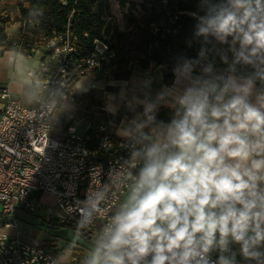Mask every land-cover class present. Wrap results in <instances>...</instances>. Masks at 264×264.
Returning a JSON list of instances; mask_svg holds the SVG:
<instances>
[{
    "label": "clouds",
    "instance_id": "clouds-1",
    "mask_svg": "<svg viewBox=\"0 0 264 264\" xmlns=\"http://www.w3.org/2000/svg\"><path fill=\"white\" fill-rule=\"evenodd\" d=\"M187 15L194 55L172 58L170 80L153 62L104 92L124 155L66 205L77 239L103 220L81 264H264V0H197Z\"/></svg>",
    "mask_w": 264,
    "mask_h": 264
},
{
    "label": "built area",
    "instance_id": "built-area-1",
    "mask_svg": "<svg viewBox=\"0 0 264 264\" xmlns=\"http://www.w3.org/2000/svg\"><path fill=\"white\" fill-rule=\"evenodd\" d=\"M38 43L31 49L42 52L37 67L29 73L32 105H24L5 87L0 92L5 100L0 114V264H49L46 258L57 256L56 251L20 230L16 209L45 210L48 221L35 223L39 226L49 221L76 225L78 215L65 209L75 199H84L89 169L101 165L106 170L124 155L108 122L97 119L102 106L83 101L73 91L74 83L89 72L109 75L116 51L99 39L87 45L69 25ZM72 103L75 110L62 129L63 136H53L55 111L67 105V113ZM84 121L89 125L79 130L77 125ZM104 137L113 142L105 148L101 147ZM96 171L99 175L100 169ZM43 195L51 198L50 205ZM118 202L113 200L112 206ZM102 223L98 219L87 230L95 234Z\"/></svg>",
    "mask_w": 264,
    "mask_h": 264
},
{
    "label": "trees",
    "instance_id": "trees-1",
    "mask_svg": "<svg viewBox=\"0 0 264 264\" xmlns=\"http://www.w3.org/2000/svg\"><path fill=\"white\" fill-rule=\"evenodd\" d=\"M97 1L23 0L27 7L23 3L18 4L22 21L19 44L25 51L32 52V48L39 46L38 40L61 32L69 25L87 45L99 39L116 51L115 58L109 64L108 76L112 79L127 78L131 63L146 69L154 62L162 65L165 79L170 80V71L164 69L170 68L172 58L181 52L194 55L193 50L186 49L185 40L190 36L194 23L187 13L197 10V0H143L139 5L132 0H118L127 29L122 31L113 22L108 37L103 35L105 19L93 10ZM125 38L131 39L130 43L133 44L129 51L123 50ZM0 43L9 45L1 26ZM80 98L88 103H100L89 93ZM161 114L164 115L163 112ZM84 234L92 236L88 230ZM75 253L76 262L81 264L85 256L83 251L77 249Z\"/></svg>",
    "mask_w": 264,
    "mask_h": 264
},
{
    "label": "crops",
    "instance_id": "crops-1",
    "mask_svg": "<svg viewBox=\"0 0 264 264\" xmlns=\"http://www.w3.org/2000/svg\"><path fill=\"white\" fill-rule=\"evenodd\" d=\"M107 7V14H102L101 16L105 19V24L103 26V35L108 37L111 33L113 22L117 23L119 29L122 31L127 29V24L124 20L121 7L119 6L118 0H103ZM137 5L141 4L143 0H132ZM19 3H23L27 7V3L23 0H0V26L3 28L6 39L9 45L0 43V92L2 88H6L9 94L18 99L24 105L30 106L33 103L32 100V89L30 85L29 73L35 69L39 63L42 52L41 50H35L33 52L25 51L19 44V37L22 28L21 14L18 7ZM94 11L96 9L93 8ZM109 25V28L107 26ZM156 65V64H155ZM158 68L156 72L159 73L162 70V65H156ZM131 72L127 78L124 79H112L108 75L101 73L100 71L89 72L82 77H80L73 86V91L80 97L83 94L89 93L96 101H99L100 105L103 107L105 102L104 92H116L118 89L109 86L111 81H121L128 80L134 74H139L148 70L149 68H140L137 64L131 63L129 65ZM82 84L87 86L88 84L96 85L97 87L90 88L89 91L80 94L77 93V89L80 88ZM84 101L85 99L82 98ZM4 99L0 96V114L3 109ZM86 102V101H85ZM67 105H64L60 110L66 112ZM101 118L107 120L103 122H108V130L114 133L115 126H110L109 121L113 118L107 113L103 112L102 109L99 112ZM98 114V115H99ZM97 115V116H98ZM123 115V114H121ZM99 117L98 120L101 121ZM116 122H119V117L116 118ZM55 124V117H53V125ZM51 134L56 137L63 136V130L60 127L53 126L51 129ZM49 205L52 203L50 200ZM74 262L76 259L74 257L70 259H63V262Z\"/></svg>",
    "mask_w": 264,
    "mask_h": 264
},
{
    "label": "rangeland",
    "instance_id": "rangeland-1",
    "mask_svg": "<svg viewBox=\"0 0 264 264\" xmlns=\"http://www.w3.org/2000/svg\"><path fill=\"white\" fill-rule=\"evenodd\" d=\"M94 9L96 13L102 15L107 14V7L103 0H99L95 3ZM109 28V25L107 26ZM131 39L125 38L124 41V51H129L132 49L133 44L130 43ZM55 124L54 126L64 128L69 123V117L66 115V112L60 109H57L54 113ZM101 118L100 114L97 116ZM107 119L101 118V121ZM89 125L88 122L84 121L77 125L79 130L87 128ZM45 201L50 200V197L43 195L42 197ZM51 207V206H50ZM49 207V208H50ZM52 208V207H51ZM52 211L56 210L52 208ZM15 216L18 218L20 230L29 236H32L35 240L40 243H43L50 248H53L56 251V255H60L63 259H70L74 257L76 259L77 249H81L84 255H87L91 246V242L95 238V234L92 233V236L89 237L86 234H83L79 239L76 238V227L69 225H61L57 222L51 221L44 223V226H39L35 223H43L42 219L46 218L45 210L39 209L37 212H31L24 209H16ZM48 221V220H47ZM73 241L75 243L73 244ZM72 245L71 247H69ZM75 264H79L75 261Z\"/></svg>",
    "mask_w": 264,
    "mask_h": 264
}]
</instances>
